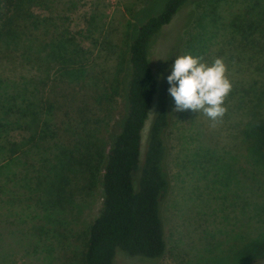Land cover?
<instances>
[{
    "label": "trees",
    "instance_id": "trees-1",
    "mask_svg": "<svg viewBox=\"0 0 264 264\" xmlns=\"http://www.w3.org/2000/svg\"><path fill=\"white\" fill-rule=\"evenodd\" d=\"M188 2L144 0L142 10L130 8L135 18L154 10L140 17L125 54L106 28L100 37L109 39L107 45L96 38L94 48L83 45L77 35L84 30H73L72 6L61 0H0V264H30V251L41 260L45 247L77 238L79 230H67L69 218L60 219L80 208L73 206L75 199L88 200L98 186L102 206L84 232L74 264H115L119 249L157 260L165 255L162 205L171 189L167 134L173 112L169 97L160 96L150 53L155 36ZM96 11L87 18L91 35L93 24L101 23ZM230 23L223 46L214 52L192 45L195 56L209 64L213 55L224 59L233 85L227 112L213 126L202 112L189 111L198 118L205 147L225 167L223 179L236 175L230 158L243 157V181L252 194L253 214L245 223L249 212L243 207L241 232L219 253H231L239 264H264V0H254ZM212 52L208 61L202 56ZM118 95L122 109L111 117L110 140L103 145L88 127L102 100L117 101ZM157 97L143 151V132ZM233 198L228 209L248 201L241 193Z\"/></svg>",
    "mask_w": 264,
    "mask_h": 264
},
{
    "label": "rangeland",
    "instance_id": "rangeland-1",
    "mask_svg": "<svg viewBox=\"0 0 264 264\" xmlns=\"http://www.w3.org/2000/svg\"><path fill=\"white\" fill-rule=\"evenodd\" d=\"M61 1L67 6H72L70 13L72 14L73 30L77 32L80 30L85 31H83L82 35H77L80 40L83 38V45L91 49L94 48L95 38L96 40L98 39L99 43L103 37V35L100 37V30H105L106 28L108 33L112 35V42L118 44L124 53L128 52L130 39L136 31V26L140 24V17L143 15L148 16L154 10L147 8L146 11L135 18L136 12L143 7L144 3L142 4V2L144 0ZM253 4L254 0H189L175 15L171 23L166 25L155 36L150 59L158 76L160 96L169 97L173 112L172 123L167 134L169 146L168 170L171 177V189L162 205L167 250L165 255L157 260L142 256H131L119 249L115 264H239L236 256H232L231 253L226 255L223 252H219L229 248L234 242L231 238L234 233L241 232L243 207L249 212V214L244 215L245 223L253 214L251 211L253 200H251L250 185L248 184L247 187V183L243 181L242 176L241 166L244 164V159L243 157H231L230 161L235 165L231 174L236 175L229 176L230 179L228 180L226 178L223 179L226 169L224 166L218 165L215 155L212 154L213 152L205 147L206 145L202 141V134L196 125L198 118L193 116V113L189 110L174 111L175 103L169 95L166 86L169 84L167 76L171 73V65L178 56L188 53L195 55L192 45L195 47H200L202 44L205 45L206 53L210 49L214 52L219 47H222L223 42H225V36L232 29L230 22L235 17V14L238 12L243 13L248 8L251 9ZM130 8L136 10V12ZM96 10L99 11L98 15L101 18V23L96 24V26L93 24L92 30L96 31L94 35H91L86 30L88 26L87 18L94 11L97 13ZM199 33L202 34L201 40H198ZM102 41L103 45H107L109 39ZM200 41L202 43L197 44ZM120 48L117 49L118 52ZM93 51L94 54L97 50L93 49ZM213 52L211 54L205 53L206 55L202 56L209 58ZM103 58L98 57L96 60L101 62ZM208 58L206 59L207 61ZM213 58L219 57L213 55ZM118 76L120 77L117 83H120L123 77L122 70L118 72ZM168 88H170V84ZM158 97L150 111L149 119L143 132V151L146 147L150 123H152L157 111ZM116 98L117 101L113 99L102 100V110L88 127L90 132L94 131L95 133L92 139L102 142L103 145H108L113 119L119 116L122 109L120 96L118 95ZM204 149H207L209 153L206 150L204 151ZM227 159H229V156H226L225 160ZM136 184L138 186V181ZM227 193L229 199L225 197ZM239 193L247 196L248 206V201H243L238 209H234V207L228 209L227 206L230 201L234 202L233 197ZM76 203L80 208L76 207L74 211H70L69 215L60 220L66 217L69 218L67 230L71 234L70 230L72 228L79 230L77 238L72 235L64 238L63 243H59L57 246L52 244L49 248L45 247L47 248V255L41 260H38L36 252L32 249L33 251H30L26 262L30 264L75 263L83 250L84 232L94 221L102 206L100 186L95 188L88 200L75 199L73 206ZM257 217L258 219L261 218L258 215ZM46 225L47 227L53 226L56 230L58 228L57 225L52 223H47ZM21 226L26 227V224L23 223ZM244 227L246 230L247 225ZM80 233L83 234L80 235ZM219 240L225 241L224 245L217 247L216 249L218 250L215 251L214 244ZM30 242H35V240ZM68 243H71L72 247L78 244L80 247L76 249L69 248ZM207 247L209 253L204 254V249ZM51 256L53 258L47 260ZM210 256L212 260L208 259Z\"/></svg>",
    "mask_w": 264,
    "mask_h": 264
},
{
    "label": "clouds",
    "instance_id": "clouds-1",
    "mask_svg": "<svg viewBox=\"0 0 264 264\" xmlns=\"http://www.w3.org/2000/svg\"><path fill=\"white\" fill-rule=\"evenodd\" d=\"M227 72L222 57L209 64L191 53L178 56L167 76L168 92L175 103L174 111L190 109L202 112L215 126L227 112L225 101L233 87Z\"/></svg>",
    "mask_w": 264,
    "mask_h": 264
}]
</instances>
